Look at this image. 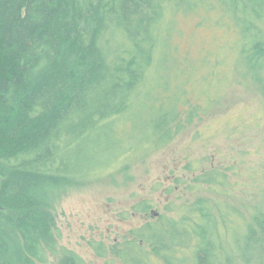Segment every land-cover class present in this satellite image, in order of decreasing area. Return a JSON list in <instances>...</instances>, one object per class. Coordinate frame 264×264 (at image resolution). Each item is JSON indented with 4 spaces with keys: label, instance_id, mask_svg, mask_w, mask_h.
Listing matches in <instances>:
<instances>
[{
    "label": "trees",
    "instance_id": "trees-1",
    "mask_svg": "<svg viewBox=\"0 0 264 264\" xmlns=\"http://www.w3.org/2000/svg\"><path fill=\"white\" fill-rule=\"evenodd\" d=\"M185 19L230 33L216 41L215 66L233 51L238 68L264 79V0H0V264H37L57 252L53 205L62 190L102 173L96 160L119 149L116 119L139 86L167 58L180 68L174 34ZM207 110L199 99L174 108L155 137L166 136L159 148ZM132 154L121 150L111 165ZM226 176L215 169L195 182ZM190 210L100 248L122 264H264V207L246 215L203 200ZM232 215L247 219L233 242Z\"/></svg>",
    "mask_w": 264,
    "mask_h": 264
},
{
    "label": "rangeland",
    "instance_id": "rangeland-1",
    "mask_svg": "<svg viewBox=\"0 0 264 264\" xmlns=\"http://www.w3.org/2000/svg\"><path fill=\"white\" fill-rule=\"evenodd\" d=\"M180 27L174 34L180 68L167 58V65L153 71L151 81L139 86L129 111L116 119L120 147L101 150L94 171L104 169L102 173L83 186L61 191L52 210L57 252L37 264H122L100 247L131 239L157 214L187 216L197 201L213 207L215 202L227 203L246 215L255 203L264 207V79L238 68L233 51L215 66L216 41L230 36L228 31L216 35L186 19ZM197 99L209 110L159 148L166 136L155 137L167 115L184 101ZM127 149L133 150L130 162L111 165ZM215 169L226 173L223 184L195 182ZM246 220L232 215L227 227L232 242L245 235Z\"/></svg>",
    "mask_w": 264,
    "mask_h": 264
},
{
    "label": "flooded vegetation",
    "instance_id": "flooded-vegetation-1",
    "mask_svg": "<svg viewBox=\"0 0 264 264\" xmlns=\"http://www.w3.org/2000/svg\"><path fill=\"white\" fill-rule=\"evenodd\" d=\"M158 216H160L159 214H157V215H155V217L154 218H156V217H158ZM149 222V221H148Z\"/></svg>",
    "mask_w": 264,
    "mask_h": 264
},
{
    "label": "water",
    "instance_id": "water-1",
    "mask_svg": "<svg viewBox=\"0 0 264 264\" xmlns=\"http://www.w3.org/2000/svg\"><path fill=\"white\" fill-rule=\"evenodd\" d=\"M71 264H78V263H76V262H73V263H71Z\"/></svg>",
    "mask_w": 264,
    "mask_h": 264
}]
</instances>
